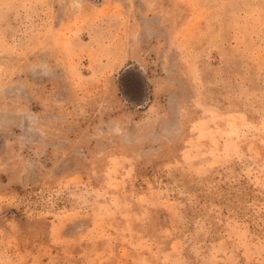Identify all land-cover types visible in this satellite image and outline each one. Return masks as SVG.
Returning a JSON list of instances; mask_svg holds the SVG:
<instances>
[{
  "label": "rangeland",
  "instance_id": "rangeland-1",
  "mask_svg": "<svg viewBox=\"0 0 264 264\" xmlns=\"http://www.w3.org/2000/svg\"><path fill=\"white\" fill-rule=\"evenodd\" d=\"M0 264H264V0H0Z\"/></svg>",
  "mask_w": 264,
  "mask_h": 264
}]
</instances>
